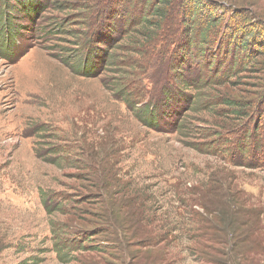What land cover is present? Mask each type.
I'll return each instance as SVG.
<instances>
[{"label":"rangeland","instance_id":"rangeland-1","mask_svg":"<svg viewBox=\"0 0 264 264\" xmlns=\"http://www.w3.org/2000/svg\"><path fill=\"white\" fill-rule=\"evenodd\" d=\"M195 1L238 42L264 28V0ZM108 2L0 0V264H264V168L224 154L264 123V47L172 87L176 36Z\"/></svg>","mask_w":264,"mask_h":264},{"label":"trees","instance_id":"trees-1","mask_svg":"<svg viewBox=\"0 0 264 264\" xmlns=\"http://www.w3.org/2000/svg\"><path fill=\"white\" fill-rule=\"evenodd\" d=\"M119 3H123L120 8H118ZM91 4L93 6L90 14H100L96 9L98 5L93 1ZM106 7L110 22L118 16L123 17V25L129 31L142 24L141 26H144L142 35L148 42L154 39L161 45H168L175 43L173 38L176 36L178 45L171 55L169 64L172 87L176 86L179 80V85L182 83L180 86L190 82L189 77L184 73L189 72L193 67L198 69V77L203 76L204 80L207 78L217 80L218 71L224 68L226 62L228 64L225 71L237 73L238 67L232 64L236 55L241 59V65H244L250 56L246 54V50L256 45V37L261 43L260 46L264 47V28L245 32L238 42L239 30L228 28V34L221 33L222 26L217 24L220 18L211 10V6L195 0H165V2L145 0L140 3L139 0H109ZM139 17H142V20L138 21ZM150 17H155L156 20L151 22ZM16 19L20 20V18ZM4 22L5 20L0 24V31L4 33L5 46L0 50L2 53L0 55L8 60L6 53L10 49L16 51L14 48L19 30L16 29L18 26L11 24L9 20L7 24ZM223 30L225 31L226 27ZM247 37H251V42L246 40ZM146 113L151 120H154L157 108L149 105ZM233 135L231 133V136ZM241 136L236 144L237 150L229 148L224 154L229 153L232 157L237 155L239 161L233 158L232 160L243 167L264 168V123L261 126L255 123L252 130H245ZM54 246L57 252L63 248V246L59 247L60 244Z\"/></svg>","mask_w":264,"mask_h":264}]
</instances>
